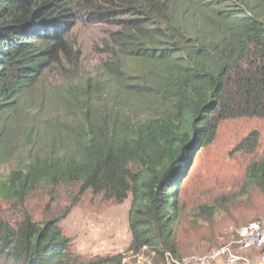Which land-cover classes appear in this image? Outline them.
Listing matches in <instances>:
<instances>
[{
	"label": "trees",
	"instance_id": "obj_1",
	"mask_svg": "<svg viewBox=\"0 0 264 264\" xmlns=\"http://www.w3.org/2000/svg\"><path fill=\"white\" fill-rule=\"evenodd\" d=\"M78 23L109 28V60L76 100L107 91L111 105L72 134L56 119L24 121L30 92L68 56ZM262 117L264 0H0V170L9 167L0 197L13 209L39 187L52 202L56 188L77 186L71 205L88 192L116 204L130 197L126 252L176 258V194L193 156L220 122ZM258 144L251 131L233 152ZM244 187L264 196V159L248 165ZM24 217L12 225L0 210V264H123L120 254H72L60 218Z\"/></svg>",
	"mask_w": 264,
	"mask_h": 264
},
{
	"label": "rangeland",
	"instance_id": "obj_2",
	"mask_svg": "<svg viewBox=\"0 0 264 264\" xmlns=\"http://www.w3.org/2000/svg\"><path fill=\"white\" fill-rule=\"evenodd\" d=\"M108 31L105 25L78 23L67 32L68 56H62L59 68L45 73L30 92L29 104L21 111L24 121L36 119L42 125L56 119L64 122L72 134L85 116L93 119L99 108L111 105L112 93L107 91L93 90L76 100L82 88L91 90L89 85L98 68L109 60L105 55ZM70 93L76 94L75 98ZM105 113L111 125V113L108 109ZM251 131L259 134L255 153H234V147ZM261 159H264V117L218 124L214 140L195 153L185 179L179 182L176 196L181 212L174 229L176 258L159 257L148 250L139 254L126 252L131 242L127 220L130 197L116 204L88 192L71 205L78 194L77 186L56 188L52 202L49 190L39 187L26 198L23 208L13 209L14 201L0 197L1 216L12 225L22 222L24 213L34 223L60 218L58 225L70 241L69 251L84 261L120 254L124 255L123 264H185L184 261L194 257L204 260L192 264H227L231 257L220 252L228 247L233 256L256 264L260 252L241 248L237 230L252 221L264 223V196L255 187H244L248 165ZM8 172L9 167H3L0 179L4 180ZM205 206L212 207L211 215L202 213Z\"/></svg>",
	"mask_w": 264,
	"mask_h": 264
},
{
	"label": "built area",
	"instance_id": "obj_3",
	"mask_svg": "<svg viewBox=\"0 0 264 264\" xmlns=\"http://www.w3.org/2000/svg\"><path fill=\"white\" fill-rule=\"evenodd\" d=\"M237 233L240 237L238 243L241 245V248L250 250L249 252H260L258 259L256 260V264H264V223L259 221H252L245 225H242L238 228ZM227 253L229 257H231L230 261L227 264H235V262H245L246 260L241 257L233 256L229 248L223 249L220 254ZM218 255V254H216ZM169 257V255H166ZM204 258H192L187 262L184 261L185 264H192L195 262H202ZM178 263V262H176Z\"/></svg>",
	"mask_w": 264,
	"mask_h": 264
},
{
	"label": "bare ground",
	"instance_id": "obj_4",
	"mask_svg": "<svg viewBox=\"0 0 264 264\" xmlns=\"http://www.w3.org/2000/svg\"><path fill=\"white\" fill-rule=\"evenodd\" d=\"M242 255H244V254H242Z\"/></svg>",
	"mask_w": 264,
	"mask_h": 264
}]
</instances>
